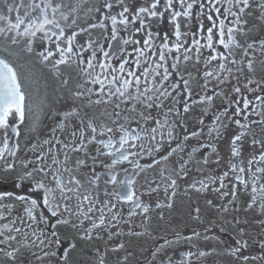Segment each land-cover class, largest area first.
I'll use <instances>...</instances> for the list:
<instances>
[{"label":"snow or ice","instance_id":"snow-or-ice-1","mask_svg":"<svg viewBox=\"0 0 264 264\" xmlns=\"http://www.w3.org/2000/svg\"><path fill=\"white\" fill-rule=\"evenodd\" d=\"M254 17L264 21V0H3L0 264H110L124 235L149 233L153 204L172 207L178 181L203 196L188 212L195 226L153 240L143 264H264ZM22 56L75 87L47 103ZM80 244L94 247L83 262L71 256Z\"/></svg>","mask_w":264,"mask_h":264},{"label":"flooded vegetation","instance_id":"flooded-vegetation-1","mask_svg":"<svg viewBox=\"0 0 264 264\" xmlns=\"http://www.w3.org/2000/svg\"><path fill=\"white\" fill-rule=\"evenodd\" d=\"M9 3L12 0H8ZM72 2V0H69ZM3 6V0H0V8ZM255 23L256 33L258 34L260 31L261 24H264V21H259L255 17L253 18ZM33 65V67L39 69L41 75L46 79V92H44L43 97L46 98L47 103L52 104L56 102L59 98L66 96L69 89L74 88L75 84L73 80L70 78L68 85H63L61 78H57V76L51 70V66H45L39 63L38 60L34 58L22 56L18 61V67H20V72L22 77L27 78V68L29 65ZM62 78H69L70 74L73 73V70L70 68L61 69ZM28 82V79L26 80ZM30 84V83H29ZM43 120L42 128L46 131L47 127L50 126V122L46 117L41 116ZM210 123V122H209ZM23 144L24 141L21 140ZM220 152L222 155H226L228 151L227 139L221 142L220 144ZM214 172L217 171L215 165L209 166ZM193 170V177L197 176ZM190 177L189 179H191ZM160 202L163 204L164 197L161 196ZM172 207L168 208L166 206H162L161 208H155L153 204L150 209V220L147 222V226L149 227V233L143 236H135V235H124L120 242H123L126 246L125 250H121L119 253H109V261H114V259L119 256L123 257L124 255L131 253L129 255L126 264H137V261H140L143 264L144 258L149 255V251L152 250L153 240L168 236L169 239L172 238L171 233L178 229H184L185 224H188L189 227L195 226L190 218L188 217V212L190 210V205L199 202V204L203 207L204 199L202 195L195 193L191 189H187V181H178V186L176 188V194L171 200ZM231 215V214H230ZM142 220L139 216L133 219L132 226L135 228L137 232H143L144 227L142 226ZM201 230V229H197ZM127 231V228L125 229ZM113 243H116L115 241ZM159 243H163V240H159ZM102 246V242H101ZM94 253V247L88 244H80L75 252L71 254L73 260L78 261H86L89 257Z\"/></svg>","mask_w":264,"mask_h":264},{"label":"trees","instance_id":"trees-1","mask_svg":"<svg viewBox=\"0 0 264 264\" xmlns=\"http://www.w3.org/2000/svg\"><path fill=\"white\" fill-rule=\"evenodd\" d=\"M27 79L31 84L32 90L37 92L39 96L43 97L44 92H46V79L41 75L39 69L29 65L27 68Z\"/></svg>","mask_w":264,"mask_h":264}]
</instances>
